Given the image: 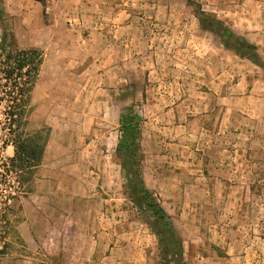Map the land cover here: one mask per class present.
<instances>
[{
    "label": "rangeland",
    "instance_id": "obj_1",
    "mask_svg": "<svg viewBox=\"0 0 264 264\" xmlns=\"http://www.w3.org/2000/svg\"><path fill=\"white\" fill-rule=\"evenodd\" d=\"M4 31L43 61L19 139L0 104V173L20 187L8 204L0 184V264H264V0H0ZM122 115L138 123L126 166L181 254L117 154ZM16 140L38 142L40 161L10 162ZM39 202L58 229L27 242Z\"/></svg>",
    "mask_w": 264,
    "mask_h": 264
},
{
    "label": "trees",
    "instance_id": "obj_2",
    "mask_svg": "<svg viewBox=\"0 0 264 264\" xmlns=\"http://www.w3.org/2000/svg\"><path fill=\"white\" fill-rule=\"evenodd\" d=\"M224 35L227 36L226 38L233 37L234 42L237 43L236 49L240 56H245L255 64L263 67L259 62V55L253 44L238 36H234L229 31ZM226 43H228L227 40ZM42 61L43 56L40 50L36 48L16 47L13 39L8 37L5 31L0 36V104H4V110L1 114L7 122L2 129L5 131L4 135L6 136H14L19 139L22 135L21 133L24 131L21 127L30 105L31 92L38 78ZM121 126L124 135L118 141L116 151L122 157L123 168L133 173L131 175L132 182H137L138 180L137 183L140 194H142L141 197H144L143 204L152 211L156 218L158 229L162 235L161 241L163 246L175 245L181 254V245L174 234L171 223L167 220L164 210L158 206L156 200L150 195L140 175H137L136 171H132L133 166H126L128 160L127 152L135 147L134 138L137 134L138 123L135 118L129 117V115H122ZM7 140L1 141L3 148L8 145ZM16 143L11 142L15 148V155L11 158L12 160L10 159V162H17V164L25 162V164H29L33 161L35 163L40 161L43 147L38 142H35V144L34 142L27 144L20 141ZM136 195L135 197H138L139 194Z\"/></svg>",
    "mask_w": 264,
    "mask_h": 264
},
{
    "label": "crops",
    "instance_id": "obj_3",
    "mask_svg": "<svg viewBox=\"0 0 264 264\" xmlns=\"http://www.w3.org/2000/svg\"><path fill=\"white\" fill-rule=\"evenodd\" d=\"M241 75H242V79H240L239 81L240 82L243 81V78H244V81L249 83V81H250V79L248 81L249 75L244 73V72H242ZM253 93H254V90L251 89L249 91V93L246 95V100H245L246 104L244 105V108L247 109L246 110L247 115H249L251 117H254V111H255V106H256L255 102H253V101H255L254 100L255 97H254ZM261 100L264 101V99H261ZM263 106H264V104H263ZM38 167H40V166H38ZM45 167H47V166H45ZM42 183L51 184L52 187H53V185H56V182H54V180H46V179H41V178L37 179V181H36L37 185H41ZM55 196H56L55 194H51L47 198H50V200H52V198ZM30 197L35 198V195L31 194ZM22 203H23V207H25V209H27L28 206L30 208L33 206L31 203V200H29V197L24 198ZM34 210L36 211V215H32V217L27 216L26 219L20 224V226H22V227L18 226V228L20 227L19 231L22 233V235L24 234V231L26 230L25 231L26 236L28 235V237H26L25 240L27 242H30V241L36 242V240L39 238L38 235H42L41 233L43 231L40 232V229H39L40 226H44L46 235H50L58 229V226H56L52 217L49 216L48 214L44 213L46 211L41 206L40 202H39V205L36 208H34ZM62 210L64 211V213L68 212V210H66V209H62ZM64 216H66L67 219H68V217H70L69 214H67V215L64 214Z\"/></svg>",
    "mask_w": 264,
    "mask_h": 264
},
{
    "label": "built area",
    "instance_id": "obj_4",
    "mask_svg": "<svg viewBox=\"0 0 264 264\" xmlns=\"http://www.w3.org/2000/svg\"><path fill=\"white\" fill-rule=\"evenodd\" d=\"M2 144V142H1ZM0 144V149H4ZM12 166H2L3 171L0 173V181H2L0 184H3L4 186V194L2 202H7L8 204L11 202L12 198L16 196L20 192L19 182L14 177L13 173L14 171L11 168ZM2 178V179H1ZM1 190V189H0Z\"/></svg>",
    "mask_w": 264,
    "mask_h": 264
}]
</instances>
